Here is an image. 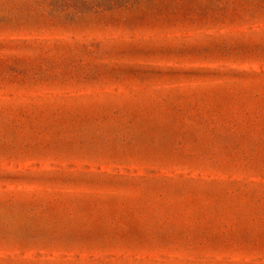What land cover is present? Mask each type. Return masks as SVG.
<instances>
[{
  "label": "rangeland",
  "instance_id": "obj_1",
  "mask_svg": "<svg viewBox=\"0 0 264 264\" xmlns=\"http://www.w3.org/2000/svg\"><path fill=\"white\" fill-rule=\"evenodd\" d=\"M0 264H264V0H0Z\"/></svg>",
  "mask_w": 264,
  "mask_h": 264
}]
</instances>
